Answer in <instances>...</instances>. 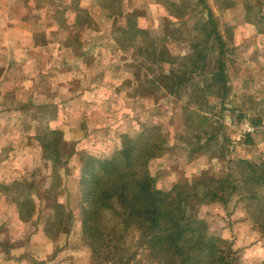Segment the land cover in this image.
Here are the masks:
<instances>
[{
  "label": "rangeland",
  "instance_id": "374dc122",
  "mask_svg": "<svg viewBox=\"0 0 264 264\" xmlns=\"http://www.w3.org/2000/svg\"><path fill=\"white\" fill-rule=\"evenodd\" d=\"M106 2L110 4L105 7L106 12L102 14L100 10H97L95 17L93 13L91 15L92 24L101 32L99 41H103L104 49L102 52L100 50L99 55L110 62L104 64V70L110 74L114 72L120 75L119 78L115 76V79L106 75V78H109L106 80L111 83L115 81L114 83H117L120 88L126 89V93L129 87L137 85L140 90L137 94L140 96L134 98L135 100L129 99L126 94L114 95V98H111L106 106L105 115L98 117L103 127L101 129L105 128L106 131V136L101 133L106 140L104 145L99 146L102 147L99 149L108 153L112 150L109 148L111 147L109 140L117 146L122 134L137 136L149 125L159 127V133L156 135L161 137L162 130L156 124H160L161 121L164 123L166 119L167 133L175 144H170L167 148L168 157H170L168 161L155 162L157 185L163 190H170L177 182H184L186 179L193 180L192 175H196L202 169L201 166L193 167V162L199 158V156L193 158L196 154L205 161L203 162L206 165L205 168L209 166V172L222 169L221 174L231 172L234 179L240 177V167L236 166V163L230 165L228 160L225 163L219 160L212 163V160L208 159V155H221L225 152L226 147L219 143L224 138L229 139L224 143L229 146V155L232 159L246 158L257 162L264 158V66H258L259 71L261 70V74L258 73V79L254 80L253 75L248 76L247 74L243 80L240 79L238 77L240 74L237 72L239 64L235 57H243L244 48H240V44L234 47L236 43L257 38V32L264 29V20L260 13L262 11L261 0H106ZM119 2L124 7L137 9L140 14L138 24L148 29L147 34L136 35L140 47L126 49L120 46L114 33L116 23L112 18H108L111 8ZM96 3H98V8L104 5L102 0H96ZM92 8L98 9L96 6ZM209 8L216 20L218 34L225 41L227 51L225 60L227 59L229 64L230 91L228 93L230 94L223 100L216 96L214 91H205L208 92L207 98L203 102H198L201 96H196L195 99L198 100L196 101L183 91L186 83L178 94H167L162 90L160 83L162 80H157L156 83L154 80L172 68H175L177 72H182L183 75L185 72L186 75H191V66L189 63L187 65L180 63V59L175 63L167 62L166 59L162 61V59L171 55L187 56L193 50L194 43L204 45L202 21L207 16ZM173 17L186 19L185 23L173 20ZM150 42V46L153 44L156 48L153 52L144 47ZM214 47V50L209 51L210 68L216 65L220 51L219 44H214ZM127 73L128 76L134 77L132 78L135 80L133 85L132 80L124 78L127 77ZM194 78L201 83L204 82L196 72ZM144 92L146 95H141L145 94ZM236 108L239 109L235 110ZM89 114V117L94 119V112H89ZM53 115L54 113L49 112L47 118ZM136 115L140 116L139 120H136L138 119ZM261 116L263 125L258 127L253 135V141L247 142L244 138L237 140L240 122L243 119L251 121V118L256 119ZM19 118L17 120H21ZM9 119L15 120L13 115ZM82 119L83 115L76 119V121L79 120V125L75 127L70 125L71 121L66 122L63 128L66 140L73 142L89 132V121L81 126ZM35 123V126L26 129L20 128L16 122L15 126L19 128H9L6 136L1 137L3 134L0 135V147L1 144H5V141L9 142L7 147H10V150L5 153L8 156L3 160L0 159L1 183L12 184L15 180L25 183L27 179H33L30 191L43 189L50 168L41 158L44 154L43 148L31 142L32 137L38 133L39 124ZM97 132L98 130L94 131L96 134ZM108 135L111 139H108ZM212 136H215L214 140L210 139ZM68 166L76 173L80 167L79 159L71 158ZM56 189L60 201L68 203L67 191L63 184H57ZM19 190L21 188L17 187L16 193ZM52 193L55 194V190ZM2 197L0 195V238L11 244L13 237L7 236L12 235L8 234L10 229H6L5 226L1 227L4 222L1 213L10 209L8 202ZM239 198V195H234L225 205L221 203L202 204L196 206L195 209L191 208L189 214L193 216L191 214L195 213L196 217L203 218L208 224L209 233L213 236H236L243 247L240 264H263L264 233L262 234L258 225L263 219L264 212L252 208L255 209L252 214L249 209H246L247 202L239 201ZM41 201H43L41 205H45L48 201L46 195H41ZM104 220L107 229L119 224V218L113 208L106 209ZM72 221L71 224L66 223L63 232L55 235L58 239L51 264H95L92 248L82 230L78 209L75 210ZM14 227L12 230L19 231L18 226L14 225ZM253 235V241L258 242L253 245L246 244V241L248 243ZM136 236L137 231L133 229L126 234L130 244ZM147 260L146 254L141 251L134 259L138 264H143Z\"/></svg>",
  "mask_w": 264,
  "mask_h": 264
},
{
  "label": "trees",
  "instance_id": "16d2710c",
  "mask_svg": "<svg viewBox=\"0 0 264 264\" xmlns=\"http://www.w3.org/2000/svg\"><path fill=\"white\" fill-rule=\"evenodd\" d=\"M77 1L72 2L77 5ZM102 3H106L104 8L109 4L106 0ZM114 13L116 17L126 18L124 24L117 19L113 20L116 23L114 33L120 46L126 49L137 48L139 43L136 35L148 30L138 24V10L124 8L119 2V5L111 8L108 16ZM261 18L264 20V17ZM173 20L185 23L186 19L173 17ZM202 22L203 46L194 43L193 50L187 56L171 55L162 59L170 63H175L178 59L182 64L189 63L191 75H186V72L183 75L172 68L154 81L156 83L157 80H162L161 86L174 95L186 83L187 89L183 91L194 100L196 96H201L199 101L196 100L198 102H203L208 94L205 91L211 90L224 100L230 90L225 65V41L218 34L216 20L210 8ZM99 39L98 37L97 40ZM150 44L151 42L144 47L150 52L155 51L154 45ZM214 44H219L220 51L216 65L210 68L209 51L215 49ZM195 72L203 83L195 80ZM139 91L137 86V92ZM52 113V120L56 121L57 111ZM251 122L257 127L262 126L263 117L251 118ZM158 130L159 127L154 126L137 136L124 133L117 146L111 144L109 148L112 150L108 153L99 149L102 147L85 148L80 152L81 165L74 173L68 165L69 159L77 153V142L66 140L61 128L45 129L40 122L38 137L44 151L42 160L50 168L43 189L30 191L33 179H27L25 183L19 180L12 184L0 182V195L6 202L16 204L22 220L31 221L36 217L37 225L50 237L63 232L66 223L73 222L75 210L78 209L82 230L92 248L95 264H138L134 259L140 251L148 259L143 264H240L243 247L237 237L211 235L204 219L196 217L195 213L190 216L189 210L206 203L225 205L234 195H239L238 200L247 202L246 209L252 214L255 209L264 212V158L257 162L246 158L231 159L230 165L236 163L240 167L241 176L235 179L231 172L220 175L205 172L193 180L175 183L170 190H163L157 185L155 167L164 148L163 137L156 135ZM243 138L247 142L253 141V135L250 134ZM210 139H215V136ZM9 150L10 147L0 150L1 160L8 156L5 153ZM59 183L67 191L68 203L60 201L57 196L56 185ZM17 187L21 188L18 193ZM53 190L55 194L52 193ZM41 195H46L48 200L43 206ZM109 208L115 210L119 224L107 229L104 216ZM3 226H6L5 222L2 223L1 227ZM258 228L263 234L264 215ZM131 229L137 231V236L130 244L126 234ZM256 242L258 241H252L251 245ZM0 245L4 248L11 246L2 238ZM102 256L105 257L101 258ZM262 262L264 264V258Z\"/></svg>",
  "mask_w": 264,
  "mask_h": 264
},
{
  "label": "crops",
  "instance_id": "0c3cea01",
  "mask_svg": "<svg viewBox=\"0 0 264 264\" xmlns=\"http://www.w3.org/2000/svg\"><path fill=\"white\" fill-rule=\"evenodd\" d=\"M72 1L0 0V135L6 136L9 128L30 129L35 126V122H42L45 129L53 127L63 130L68 121H71L72 127L78 126L79 120L76 119L83 115L81 126L89 121V132L75 140L77 153L71 157H77L80 161L82 150L89 147L98 149L105 144L106 131L105 128L101 129L103 127L98 117H103L106 113V106L111 98L126 94L129 99L135 100L140 95L137 94V85H133L134 77L128 76V73L124 78L132 80L135 87H129L127 93L115 81L111 83L106 80L109 79L106 75L114 79L120 75L104 70V64L110 62L99 55L100 50L102 52L104 49L103 41L97 40L100 31L95 29L91 18L92 13L95 17L97 10L102 14L106 12V3L98 8L96 0H78L77 5ZM261 2L260 13L264 17V0ZM94 6L98 9L94 10ZM108 18L117 19L122 24L126 21L125 16L116 17L115 13ZM256 37L234 45L238 47L240 44L239 47L244 48L243 57H235L239 64L238 77L242 80L245 74L253 75L254 80L258 79V73L261 74L258 66H264V29L257 32ZM225 61L228 73L229 64L227 59ZM162 90L169 93L164 87ZM55 111L56 121L52 117L47 118L49 112ZM89 112H94L95 120L89 117ZM11 115L14 116V121L9 119ZM137 116L136 120H139L140 116L136 115V118ZM16 122L19 127L15 126ZM165 122L166 119L164 123L161 121L156 124L160 126L164 139V148L158 162L170 159L167 148L170 144H175L167 133ZM153 126L155 125H149L144 130ZM96 130L97 134L94 133ZM38 134L39 132L32 137L31 142L42 147ZM108 137L111 139L110 135ZM228 141V138L219 141L226 147L223 154L208 155L212 163L217 160L225 163L232 159L229 146L224 143ZM4 143L0 150L9 145L8 141ZM109 143L113 144V141L109 140ZM196 156L199 158L193 162V167L201 166L202 169L193 177L209 172V166L205 168L206 165L203 164L205 161L197 154L193 158ZM221 170L209 173L220 175ZM8 205L10 209L4 210L1 216L6 229H10L8 234L12 235L5 234L13 237V241L9 248L0 245V264H51L58 238L50 237L39 227L36 217L31 221L22 220L14 202L9 201ZM14 225L18 226L19 231L12 230ZM253 239L254 235L246 244L251 245Z\"/></svg>",
  "mask_w": 264,
  "mask_h": 264
},
{
  "label": "built area",
  "instance_id": "2783aa9c",
  "mask_svg": "<svg viewBox=\"0 0 264 264\" xmlns=\"http://www.w3.org/2000/svg\"><path fill=\"white\" fill-rule=\"evenodd\" d=\"M258 127L255 126L250 120L243 119L239 125V135L237 136V140H241L246 135H254Z\"/></svg>",
  "mask_w": 264,
  "mask_h": 264
}]
</instances>
